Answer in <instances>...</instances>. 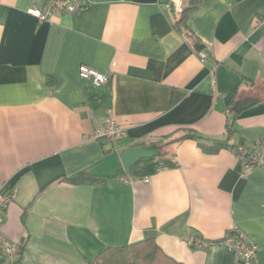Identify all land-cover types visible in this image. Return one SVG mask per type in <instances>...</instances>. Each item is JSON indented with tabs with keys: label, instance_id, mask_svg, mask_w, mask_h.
Listing matches in <instances>:
<instances>
[{
	"label": "crops",
	"instance_id": "0c3cea01",
	"mask_svg": "<svg viewBox=\"0 0 264 264\" xmlns=\"http://www.w3.org/2000/svg\"><path fill=\"white\" fill-rule=\"evenodd\" d=\"M46 2L0 0V189L12 196L2 232L20 264H86L144 239L182 264H241L222 243L186 241L233 229L264 264V167L243 171L232 148L264 137V0H201L194 39L174 25L189 0H84L40 21L29 10ZM81 64L109 83L82 80ZM91 94L107 100L92 106ZM107 106L126 131L115 148L91 138ZM229 123L230 147L215 153L167 143L185 129L225 139ZM152 144L159 154L126 173L119 153ZM81 172L100 180L64 179Z\"/></svg>",
	"mask_w": 264,
	"mask_h": 264
},
{
	"label": "built area",
	"instance_id": "2783aa9c",
	"mask_svg": "<svg viewBox=\"0 0 264 264\" xmlns=\"http://www.w3.org/2000/svg\"><path fill=\"white\" fill-rule=\"evenodd\" d=\"M83 6L84 0H47L42 9H31L29 12L40 21H44L56 12L74 13ZM78 75L82 80L90 81L95 87L105 85L110 78L109 72H102L84 64L78 67ZM125 136L126 131L115 123L111 108L106 109L103 123L98 125L91 134L92 139L106 140L112 148H115ZM235 152L243 171H249L258 166L264 167V137L248 145H237ZM11 198L10 193L0 189V258L5 261V264H20L18 243L8 239L2 232L4 211ZM186 241L188 245L195 248H203L209 244V241L195 235H188ZM219 243L226 245L241 264H260L257 260V245L246 239L237 229L228 232Z\"/></svg>",
	"mask_w": 264,
	"mask_h": 264
},
{
	"label": "trees",
	"instance_id": "16d2710c",
	"mask_svg": "<svg viewBox=\"0 0 264 264\" xmlns=\"http://www.w3.org/2000/svg\"><path fill=\"white\" fill-rule=\"evenodd\" d=\"M201 0H189L187 6L182 8L175 16L174 25L176 29L184 36L194 39V35L188 27L189 15L200 7ZM110 80V78H109ZM109 80L106 84L109 83ZM105 84V85H106ZM105 95L91 94L90 104L98 106L106 102ZM111 108V106H107ZM228 137L225 139H212L185 129L180 137L169 139V142L179 141L184 138L195 140L204 152L215 153L221 148L230 147L228 138L231 134L230 123L227 125ZM235 145L232 147L235 151ZM147 159V158H145ZM74 184H94L100 179L87 172H81L77 176L64 178ZM222 239L209 243H219ZM86 264H182L168 255L156 244L154 239H144L124 246H107L101 250L92 260Z\"/></svg>",
	"mask_w": 264,
	"mask_h": 264
},
{
	"label": "water",
	"instance_id": "95a60500",
	"mask_svg": "<svg viewBox=\"0 0 264 264\" xmlns=\"http://www.w3.org/2000/svg\"><path fill=\"white\" fill-rule=\"evenodd\" d=\"M195 48L198 51H206L201 44H197ZM249 101H240L236 102L234 105V111H240ZM159 154L158 146L156 144H152L149 146H136V147H128L123 149L119 153V158L122 163L123 170L128 173L133 164L137 161L145 158H150Z\"/></svg>",
	"mask_w": 264,
	"mask_h": 264
}]
</instances>
